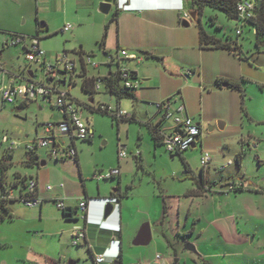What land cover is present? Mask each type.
<instances>
[{"label": "rangeland", "instance_id": "obj_1", "mask_svg": "<svg viewBox=\"0 0 264 264\" xmlns=\"http://www.w3.org/2000/svg\"><path fill=\"white\" fill-rule=\"evenodd\" d=\"M94 3L93 0H0V66L14 74L35 71L36 81L45 78V69L39 63L28 61L22 45L6 46L12 37L39 38L48 63L53 65H57L65 53L79 64L78 52L81 47L94 61L102 64L107 59L103 54V42L108 44L111 54L116 57L121 48L118 49L113 14L101 13ZM202 12L208 34L224 42L228 39L237 42L243 60L209 49L208 64L202 71L187 63H177L175 59L165 66L156 60H146L141 55L144 59L142 65L137 66L135 62L125 64L139 73L141 85L137 93L140 96H137L136 102L128 98L119 100L107 87L91 94L83 88L82 78H78L77 84L72 86L68 81L61 88L66 91L70 89L81 107L82 115L91 120L95 131L92 141H77L84 165L82 173L76 163H57L49 159L50 148L40 149L38 153L42 161L48 163L45 169L51 176H58L59 173L62 180L60 166L67 167L64 173L76 184L74 195H78L84 191L82 175L86 184L98 189L94 172L117 165L119 149L123 146L128 157L124 161L122 175V200L128 197L133 211L139 207L148 210L156 204L162 215L168 208L170 213L178 216L180 209L191 207L187 198L200 188L209 198V201H195L194 213L204 214L205 220L196 225L195 235L193 232L177 234L178 242L173 246L172 255L177 251L183 252L186 243L192 244L198 239L199 232L205 230L206 233L199 236V240L207 252L236 256L216 259L219 264L230 261H234V264H264V50L258 51L255 31L251 27H241L238 21L208 6H204ZM42 24H45L44 28H41ZM190 24L194 27L195 22L190 21ZM67 25H72L73 31L64 32ZM237 28L242 31L240 36ZM31 42L28 40L29 45ZM148 67L153 70L150 71ZM90 71L93 72V68ZM188 71L202 74L201 79H195V76L187 78L185 73ZM148 72L153 76L148 77ZM163 73L167 75L163 76ZM217 77H226L233 83L241 84L242 91L220 89L216 83ZM60 78L63 79V76L60 75ZM169 78H174V82H168ZM169 90L174 92L171 96H168ZM159 95L166 98L160 101ZM177 99L180 102L173 103V107L185 104L189 117L200 124L203 131L202 143H198L195 150L182 155L167 152L164 145L156 143L150 129V123L155 121L153 119L159 110L155 104ZM102 102L114 112L103 115L90 110V107L98 108ZM117 110L135 114L136 117L133 120L115 119L113 114ZM61 120H64V116L60 110L48 101L39 100L20 108L17 104H4L0 98V154L3 155L7 149L1 142L4 136L21 144L14 158L16 168L9 170L7 178H13L18 170L24 175H36L41 170L40 164L33 168L23 166L22 162L27 159L26 146L34 144L38 138L37 130L40 135L43 134L42 125ZM65 143L67 147L72 146L69 138H65ZM204 154L213 157V165L205 173L206 188L201 187L198 181ZM231 161L233 164L229 165ZM107 183L103 181L101 186ZM244 183H247L246 189L250 190L229 192V196L225 197L229 185ZM116 185L117 188L119 181ZM108 189L113 191L112 187ZM132 194L137 199L131 197ZM8 206L15 218L5 220L0 225V263H3L5 256H24L32 249L35 253L52 255L62 264H93L90 257L81 255L80 249L72 245L70 233H62L64 229L59 226H64V221L62 212L56 206L46 204L43 216L38 207L29 208L20 202ZM142 218L140 216L139 220ZM216 219H220V222L210 227V223ZM71 225L65 224V228ZM186 236L193 237L186 241ZM219 241L224 243L219 244ZM7 243L13 247H4ZM159 253L166 258L163 250ZM197 255L184 252L185 260L183 258L180 264H195L190 258L196 259ZM177 259L173 257L170 264H175Z\"/></svg>", "mask_w": 264, "mask_h": 264}, {"label": "crops", "instance_id": "obj_2", "mask_svg": "<svg viewBox=\"0 0 264 264\" xmlns=\"http://www.w3.org/2000/svg\"><path fill=\"white\" fill-rule=\"evenodd\" d=\"M93 1L95 2L94 6H96L97 8V6L100 7L101 3L104 0H93ZM126 1L128 6L126 10H121V6H123L125 0H120L119 5L113 7L110 12V14L112 13L113 15L115 13L119 14L117 21H113L112 18V22L115 23L114 24L115 32L118 37L117 38L118 49L121 48L127 51H131L133 53H138L143 57H145L146 60H156L160 64L165 66L172 64L171 60L175 59L177 60V63H183V64L187 63L191 65L192 68H197V69L199 68V70L204 71L205 64H208L207 53H209V49H202L200 45V28L197 23L200 21L205 29V26L202 21V17L198 16L199 20L194 24V27L192 26V24H190L189 27L187 28L183 26L184 23L183 13L198 11V8L196 9V6L193 5V2L186 0L184 2L182 0H126ZM217 39L222 40L221 38H217ZM102 49L104 50L103 51L104 56L107 58V54L108 53L111 54L108 44L104 42ZM219 51L229 54L227 51L224 50H219ZM142 52H147V54L149 55H145ZM78 54H79L80 63L78 64L75 60H73L77 63V72L73 76H67L66 81L62 82L63 85H67L68 81L71 86L76 85L78 78H82L84 81L87 78H91V77L96 78L99 75H105V74L110 75V73L114 72L117 67L116 65L106 66L108 60L106 59L105 62L102 63L103 65L99 70L93 69V72H91L90 68H86L82 63V58L87 55L84 52L83 47H81V50L78 52ZM126 62L129 63V61H125L124 64H126ZM143 63H144V59L141 64L136 63V65L140 66ZM0 68L2 70H5L1 66ZM148 68L150 69V71L153 70L152 67H148ZM135 70L138 73V70L137 69ZM24 73H26V71H23L20 74L7 72V81L19 77ZM163 74H164L163 76L167 75L166 73ZM147 76L150 77L153 75L152 73L148 72ZM193 76H195V79L197 78L200 80L202 74L196 75V72H194V74L190 76V78L192 79ZM221 79L233 83L231 80L227 79L226 77L225 78L219 77L217 81ZM167 81L174 82V78H169L167 79ZM220 89H225V88H220ZM108 91L110 90L108 89ZM67 92L70 93L75 103L79 105L77 100L72 96L70 89H68ZM173 93L174 92H172V90H169L168 96H171V94ZM135 95H136V100H135L136 102L137 96L138 95L140 96V94L136 92ZM168 96L167 98H169ZM157 97L160 101L166 98V97L160 98V95ZM109 98L110 100H112L111 96H109ZM92 101H94V98ZM178 102L180 101H178L177 99V103ZM17 105L20 106L21 108V107H28L30 104H28V106H24L22 104H17ZM172 108L176 109L173 106ZM96 109L97 108L90 107V110L92 111H96ZM185 114L189 116L187 108ZM86 119H88L90 123L92 135L94 136L95 131L93 130L92 122L89 118ZM153 120L155 121L153 122L151 121L150 129L157 127L162 135L170 132L174 126L173 120H166L164 118V111L161 110H158L155 119ZM198 125L201 128V125L200 124ZM41 135L39 134V130H37V136H41ZM202 135H203V131L201 130V138ZM93 136L88 141H92ZM201 138L198 143L200 142L202 143ZM62 142L65 143V138L62 140ZM71 143L77 150L76 160L65 159V160L57 161L50 157V152L48 153V157L53 161H57V163H59L60 161L61 162L71 161L74 164L76 163L80 169V172L82 173L84 165H82V158L80 155V151L77 147V141ZM198 143L192 149L195 150L198 146ZM15 156H16V152L13 154L12 162L14 164V167L12 169L16 168L15 166L16 164L14 162ZM38 156L39 159L32 166H27L25 164V162L28 160V155H27V159L22 162L23 166L32 167V168L36 164H40L41 170H39V172L36 175H24L21 171L18 170L15 171L13 178H8V183L11 184L15 180H17L16 178H18V176L36 179L39 186L38 188L39 195L45 198V202L43 203V205L38 207V209H40V215L42 216L46 204L51 203L54 206H56L55 200L62 199L67 206L66 212L69 215H65V212L60 210L62 212V221H64L63 224L64 226H59V228L64 229L62 230V233L64 235L69 233L71 234V232L75 229H80L86 232L87 235L86 240H81L79 242V245L74 247L80 249L79 252L81 253V255H84L87 258L90 257L92 259L93 264H95V257L104 253H107L108 256H110L106 264H170L173 260V257L178 258L175 261V264H180L181 260L184 258V252H190L185 250L184 247L183 252L177 251L175 255H172L173 246L176 245V241L178 242L177 234L178 233L188 234L193 232L192 234L195 235L196 232L195 229L197 227L196 225L202 224L203 221L205 220V217L203 216L204 214L199 215L198 212H196L195 214L193 211V206L195 205V201L197 199L209 201V198L206 196V194L202 192L201 188H200L201 191L198 190L194 194H190L191 196H189L187 199L191 207L180 209V211L178 212L179 214L178 216H176L175 213L174 214L170 213L168 208L167 211H164L162 215L160 208L156 207V204L154 208H150L148 210L142 209L141 207L138 206L139 209L137 211H133L128 197L125 198V200H122V197H124V193L122 191L123 190L122 175H123V168L125 165L124 161L127 158L120 159L118 154L117 165H113L108 170L119 169L120 175L115 176L109 180H104V182L106 181L109 182L107 183V185L101 186V183L103 181L99 182L96 180L98 182L97 190L94 187L86 184V180L82 175L84 191L78 195H74V191H76L77 186L72 181H70V179H68V177L66 176L67 173L66 174L64 173L67 171V167L64 165L60 166L62 170L61 172L63 173L61 180L59 173L58 176L55 175L51 176L49 171L46 172L45 167L48 166V163L46 161H42L41 155L39 153ZM212 165L213 162L208 170L202 169V171L204 172L209 171ZM108 170L106 169L96 170L94 172V175L98 172H105ZM117 181H119V185L116 188ZM244 184H245V188H247V183ZM48 185L53 186L54 190L51 192L46 191L45 188ZM61 185H63V187H61ZM108 187L110 188L112 187L113 191H110ZM201 187L206 188V186H201ZM228 196L229 194L228 195L225 194V197ZM113 197L118 199L119 207L115 208L116 209L115 214L108 221L103 222L102 219L99 218V215H101L102 212L104 211V202L95 201V200L113 198ZM131 197L137 199L136 195L134 194H132ZM148 198L151 199V197ZM83 201L86 202L89 201L88 210L87 212H84V214L81 213V211L79 210V206ZM192 212L194 213L195 216L193 215ZM208 212L209 210L207 208L206 213ZM84 216L87 218H85ZM140 216L143 217L141 220H139ZM14 218L15 216L13 217V219ZM53 220L56 221L55 219ZM216 222H220V219L213 220L210 223L211 225L210 227L216 225ZM65 224L68 225L72 224V225L68 228H65ZM191 224L193 228H191L192 227ZM147 225L149 226L150 234H151L150 243L148 245L134 246L133 244L138 239L141 229ZM199 233L200 234L198 235V239H195L192 243L194 244V246L196 247L199 253V255L196 254L198 258L196 259L190 258L193 260L195 264H203L202 260H208L212 262V264H219L216 261V259L221 260L223 257L224 258L236 257L234 255L210 254L203 248V245H201L199 240V238L202 237L204 233H206L205 230H201ZM193 236H186L185 240L187 241L189 240V238ZM145 239H142V242ZM221 243H224V241L223 242L219 241V244ZM4 247L11 248L13 247V245H9L7 243ZM160 250H163V252H165L168 256L166 255V258H163L159 253ZM117 253H119V255L115 259L111 257L117 255ZM158 255L161 256V260L159 261L157 260ZM186 255L187 254H185V257ZM0 264H62V261L61 260L58 261V259L53 258L52 255L46 253H42V254L35 253L32 249H30L24 256L21 254H17L13 256L11 255L10 258H7V256H5L3 259V263ZM69 264H76V262H69ZM227 264H234V261L227 262Z\"/></svg>", "mask_w": 264, "mask_h": 264}, {"label": "built area", "instance_id": "obj_3", "mask_svg": "<svg viewBox=\"0 0 264 264\" xmlns=\"http://www.w3.org/2000/svg\"><path fill=\"white\" fill-rule=\"evenodd\" d=\"M128 8L127 1L121 10ZM239 17L243 20H250L256 18V5L253 0H240L238 3ZM184 21H192L188 12L183 13ZM238 21V20H237ZM73 31L72 25H67L64 32ZM237 34L241 35L242 31L239 29ZM28 40H31V45L28 44ZM22 45L27 55V59L30 63H39L42 68L45 69V78L35 80L37 76L35 71L26 72L23 75L7 81V72L0 68V98L4 104L16 105V104H31L37 101H48L52 103L56 108L60 110L64 116V120L60 122H48L42 125L43 134L38 136L34 144L26 146V153H34L44 148H50V157L54 160H76L77 150L72 145L67 147L62 140L69 138L71 142L75 141H87L93 135L88 119L84 118L81 113V107L75 103L70 93L61 88L62 82L66 81L67 76H73L77 72V63L70 59L68 53H65L58 60L57 65L48 63L47 54L42 51L40 47L39 38H26V37H12L7 41L6 46H19ZM117 56L107 54L106 66L116 65L114 72L110 75H99L95 82V92H101L104 87L108 85V79L112 76L119 79L122 87L129 90H138L141 85V80L135 69L127 67L124 62H136L141 64L143 58L137 53H130L127 50L121 49L117 52ZM82 63L86 68H93L99 70L103 64L96 62L90 55H86L82 58ZM63 70V71H62ZM63 76V79L60 78ZM193 73L188 71L185 76L190 77ZM54 96L55 102H54ZM173 103H177V100L165 101L155 104L157 108L164 111V118L166 120H173L174 126L170 132L163 134V145L167 152L172 155L182 154L193 148L197 144V139L201 137V128L196 124L192 118L186 115V106L182 104L176 109H173ZM98 110L104 112H114L112 108L102 103L98 106ZM118 120L131 119L132 115L121 110H117L114 114ZM3 145L7 146L10 151L16 152L20 149L21 144L18 140L11 139L9 136H4L1 139ZM63 143V144H61ZM128 156L126 149L121 146L119 149V158L125 159ZM213 162V157L209 154H204L201 157V165L203 170H208ZM231 161L229 165H232ZM120 175L119 169H111L105 172H98L94 175V179L97 181L109 180L115 176ZM63 187V185H61ZM39 186L36 179H30L28 182L27 190L24 194L9 187L7 192L0 195V199L5 202H20L29 208L40 207L45 202V198L39 195ZM239 188H245V184L242 185H229L228 191L234 192ZM46 191L51 192L54 187L51 185L46 186ZM246 189V188H245ZM34 195H37L34 197ZM95 201L104 202V208L109 203L116 205L117 198L98 199ZM55 204L59 210L67 211V206L62 199H56ZM89 201H83L79 210L81 213L87 212ZM85 217V216H84ZM83 217V218H84ZM87 218V217H85ZM71 242L73 246H78L81 240H86V232L80 229H75L71 232ZM118 256H111L114 259ZM110 256L107 253L98 255L95 257L96 264H106ZM157 260H161V256H157Z\"/></svg>", "mask_w": 264, "mask_h": 264}, {"label": "trees", "instance_id": "obj_4", "mask_svg": "<svg viewBox=\"0 0 264 264\" xmlns=\"http://www.w3.org/2000/svg\"><path fill=\"white\" fill-rule=\"evenodd\" d=\"M253 1L255 2V5H256V11H255L256 18L250 19V20H243L239 17L237 7H238V3L240 2V0H194L193 5L197 6L198 8V11H197L198 16H202L203 7L208 6L212 9H215V10H218L224 13L231 20H235V19L238 20L239 22L238 25L241 24V27H251V29L255 31L256 47L258 48L259 52H262V50H264V0H253ZM118 16L119 14L115 13L113 15V21H117ZM197 24L200 28V45L202 49L224 50V51H227L229 54H232L236 57H239L241 60H243V58L238 52L240 45L237 42L233 41L232 39H228L225 42L220 39H217L216 37L211 36L206 32V30L204 29L200 21ZM239 29L240 28H237V31ZM103 45H104V42L102 43V46ZM142 53L145 55H149L147 54V52H142ZM95 82H96L95 77L87 78L83 82V88L87 92L93 94L95 92ZM226 83L229 84V88L239 90L240 92L242 91L241 84L231 83V82H228L227 80H222V79L218 80L217 86L219 88H223L222 87L223 84H226ZM107 88L110 90V93L116 94L119 100L125 99V98L136 100L135 93L138 90H129V89L122 87L119 79H116L113 76L110 79H108ZM22 105L28 106V104H22ZM96 111L101 112L103 115L110 114V112H104V111L98 110V108L96 109ZM113 117L117 119L114 114H113ZM134 118H135V115H132V118L130 120H133ZM151 133L156 143L163 145V135L158 130V128L157 127L151 128ZM14 153L15 152L10 151L9 149H6L3 155L0 154V183H1V188H2V192L0 193V195L4 192H7L9 187L20 192L21 194H24L27 190L29 180L33 179V178H26V177L18 176V178H16L17 180L12 182L11 184L8 183L7 174L9 170L14 167V164L12 162ZM26 154L28 155V160L25 162L27 166L34 165L36 161L39 159L37 152L26 153ZM201 186H205V184H202ZM247 190H250V189L239 188L238 190H235L234 192L247 191ZM35 196L37 195H34V197ZM15 202L16 201L5 202L0 199V225L5 220L13 219L14 217L13 211L9 209L8 204H13ZM65 215H69V214L65 212ZM202 263L212 264V262L208 260H202Z\"/></svg>", "mask_w": 264, "mask_h": 264}, {"label": "water", "instance_id": "obj_5", "mask_svg": "<svg viewBox=\"0 0 264 264\" xmlns=\"http://www.w3.org/2000/svg\"><path fill=\"white\" fill-rule=\"evenodd\" d=\"M119 1L120 0H104L101 3L100 7H99L100 12L105 14V15H109L111 10H112V8L119 5ZM186 1L193 2L194 0H186ZM189 14H190L191 20L193 22H195V23L198 22V14H197V12H190ZM189 25H190V22H188V21H185L183 23V26L186 27V28L189 27ZM44 27H45V24H42L41 28H44ZM30 75L32 76L31 73H30ZM222 87L225 88V89L229 88V84L228 83L223 84ZM199 141H200V137L197 139V143ZM193 147H195V145ZM116 207L117 208L119 207V201L117 202L116 205L109 203L107 206H105L104 211L102 212L101 215H99V218H101L103 222L108 221L115 214V211H116L115 208ZM142 239H145V240H143V242H142ZM150 241H151V234H150L149 226L147 225V226H144L141 229V231L139 233V237L134 242L133 245L134 246L148 245L150 243ZM185 250L193 252L194 254H197L196 247L193 244H191V243H186Z\"/></svg>", "mask_w": 264, "mask_h": 264}, {"label": "flooded vegetation", "instance_id": "obj_6", "mask_svg": "<svg viewBox=\"0 0 264 264\" xmlns=\"http://www.w3.org/2000/svg\"><path fill=\"white\" fill-rule=\"evenodd\" d=\"M205 173L206 172L201 171L200 178H198L200 185L205 184V176H206Z\"/></svg>", "mask_w": 264, "mask_h": 264}, {"label": "clouds", "instance_id": "obj_7", "mask_svg": "<svg viewBox=\"0 0 264 264\" xmlns=\"http://www.w3.org/2000/svg\"><path fill=\"white\" fill-rule=\"evenodd\" d=\"M183 2L185 1V0H182ZM31 74H32V72H30ZM201 138V137H200ZM197 145V144H196ZM183 154V153H182ZM118 255H119V253H118Z\"/></svg>", "mask_w": 264, "mask_h": 264}]
</instances>
